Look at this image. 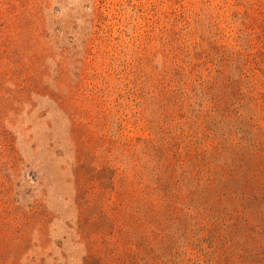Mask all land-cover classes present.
<instances>
[{"label": "rangeland", "instance_id": "374dc122", "mask_svg": "<svg viewBox=\"0 0 264 264\" xmlns=\"http://www.w3.org/2000/svg\"><path fill=\"white\" fill-rule=\"evenodd\" d=\"M0 264H264V0H0Z\"/></svg>", "mask_w": 264, "mask_h": 264}, {"label": "trees", "instance_id": "16d2710c", "mask_svg": "<svg viewBox=\"0 0 264 264\" xmlns=\"http://www.w3.org/2000/svg\"><path fill=\"white\" fill-rule=\"evenodd\" d=\"M146 171L149 182H147V180L146 182L143 181L141 185L143 186V191L146 192L149 202L151 201L152 195H156V197L166 196L170 191L171 183L173 181H178L175 169L171 168L169 165L163 169L162 166L159 167V164H155L153 167H147Z\"/></svg>", "mask_w": 264, "mask_h": 264}]
</instances>
